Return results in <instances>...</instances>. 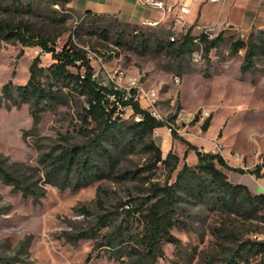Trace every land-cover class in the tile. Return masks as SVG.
<instances>
[{
  "label": "rangeland",
  "instance_id": "rangeland-1",
  "mask_svg": "<svg viewBox=\"0 0 264 264\" xmlns=\"http://www.w3.org/2000/svg\"><path fill=\"white\" fill-rule=\"evenodd\" d=\"M27 3L22 0V6L11 5L9 1L0 4V19L27 22L38 38L54 41L56 50L67 41L87 48L96 53L90 61L94 69L106 65L121 67L127 75L144 74L141 85L144 89L158 91L160 117L176 132L173 136L168 126L158 127L152 138L160 147L162 157L168 151L179 157L177 170L184 161L189 165L197 164L196 149L219 153L230 167L237 168L218 165L231 182L242 183L253 193H264V177L251 173L257 164H262L261 173H264V52L256 57V71L243 75L240 66L245 51L233 53L231 45L235 40H246L249 32L256 28L247 33L229 28L211 31L213 37L223 33L218 46L208 54L203 49L197 62L191 56L180 61L186 68L178 75V63L164 51L141 52L134 50L135 43L133 46L123 43L120 28H116L119 19L115 16H86L79 0L74 5L76 10L69 5L55 7L49 0H33L29 10ZM185 22L189 23L188 17ZM109 24L111 29L105 38L100 31ZM187 24L183 30L190 26ZM137 25L164 39L179 29V24L172 19L158 27ZM193 32L199 30L193 28ZM36 55H40L42 65L52 62L51 54L41 52L40 46L0 39V168L43 194L40 201L34 203L31 196L24 197L13 191L0 178V256L14 254L18 243L31 235L26 262L11 264H128L130 238L120 251L119 246L95 247L93 239L72 244L61 237V233L87 228L96 215L115 209L120 202L130 201V210H133L135 202L147 199L150 194L149 182L163 183L167 179V169L161 164L152 166L150 154L143 150L141 143L124 147L126 140H116L115 133L107 138L105 145L115 154V175L127 173L126 178L108 176L73 189L74 173L69 172L70 187L55 184L60 181L53 184L47 175V159L70 144L83 142L86 124L81 117L86 101L83 96L63 89V101L39 111L38 122L33 123L29 103H14L4 95L2 86L9 81L24 84L29 76L28 66ZM176 75L181 77L179 85L173 84ZM208 117L210 125L203 131L201 124ZM122 119L132 122L129 112ZM188 144L196 148L188 149ZM175 173L170 181L174 180ZM119 211L118 221L124 214L121 207ZM177 218L180 223L171 233L177 237L178 246L163 243L158 264H203L216 251L211 230L222 221H233L247 236L264 240V222L228 216L207 203L182 202ZM130 222V232L137 233L139 222L133 217ZM109 229L103 228L100 235Z\"/></svg>",
  "mask_w": 264,
  "mask_h": 264
},
{
  "label": "trees",
  "instance_id": "trees-1",
  "mask_svg": "<svg viewBox=\"0 0 264 264\" xmlns=\"http://www.w3.org/2000/svg\"><path fill=\"white\" fill-rule=\"evenodd\" d=\"M8 1L11 5L22 6V0H0V4ZM27 1V8L30 10L33 0ZM49 1L52 4L66 6L71 0ZM85 14L93 18L112 16L92 13L89 10L85 11ZM116 24V28H120L119 37H122V42L129 46L135 43L134 50L144 52L151 49L156 53L164 51L168 57L175 59L178 63V75L186 68L179 62L185 61L193 50V25L179 38L170 40L152 31H145L137 24L121 20ZM110 29V24L104 25L100 34L108 38ZM222 35L223 33L220 32L211 39L204 34L201 35L205 54L218 46ZM0 39L20 41L24 46H40L43 52L51 54L52 62L47 66L41 64L40 55L32 59L28 66L29 76L24 84L9 81L2 86L4 95L14 103H29L33 123L38 122L39 111L63 101V89L83 96L88 105L84 108L81 117L86 124L83 142L70 144L57 155L47 159L49 166L47 175L53 184L60 181L55 184H59L61 188L70 187V180L67 179L69 172L74 173L73 189L84 187L108 176L118 179L126 178L127 173L115 175L117 174L115 154L105 145L107 138L115 133L116 140L120 142L126 140L124 147L141 143L143 150L150 154V164L155 167L161 164L168 172V177L163 183L149 182L150 194L147 199L135 202L133 210H130V201L120 202L115 209L96 215L87 228L63 231L61 237L65 240L76 244L82 239H93L95 247L119 246L118 249L121 251L124 248L122 244L130 238L132 245L128 264H158V258L162 256L163 243L178 246V239L171 233V229L180 223L177 211L182 202L195 200L207 203L228 216L236 215L245 220L258 219L264 222V193H253L246 185L231 182L220 167L237 168L230 167L221 154L204 153L196 149L197 164L189 165L184 161L177 170L179 157L170 151L162 157L160 147L152 138L154 130L164 126L170 128L173 136L176 135L171 124L151 117L140 110L138 104H134V110L143 113L141 121L127 123L120 119L116 115L115 106L106 97L110 89L99 85L91 78L92 66L83 48L67 41L60 50H56L54 41L38 38L32 33L30 25L24 21L10 22L0 19ZM231 45L233 53L241 49L245 51L240 72L244 75L249 71H256V57L260 52H264V30H252L246 40L238 39ZM210 120L211 118L208 117L202 122L203 131L208 129ZM91 123H93L92 127L88 128ZM191 148L196 147L188 144V149ZM185 157L186 152L183 159ZM261 168L262 164H257L251 173L256 177H264ZM175 171V178L170 181ZM58 177L61 178L58 179ZM0 178L5 184L10 185L13 191L20 192L24 197L31 196L34 203H38L40 196L43 195L23 184L18 177L6 169L0 168ZM120 207L124 214L118 221L121 216ZM83 211L88 213L87 210ZM131 217L135 218L140 225L139 231L134 234L130 232ZM103 228L111 229L100 235ZM241 230L233 221H222L213 227L211 233L216 251L208 256L203 264H252L253 261H256V264H264V240L247 236ZM31 239V235L26 236L18 243L14 254L0 256V264L25 263L29 255Z\"/></svg>",
  "mask_w": 264,
  "mask_h": 264
},
{
  "label": "built area",
  "instance_id": "built-area-1",
  "mask_svg": "<svg viewBox=\"0 0 264 264\" xmlns=\"http://www.w3.org/2000/svg\"><path fill=\"white\" fill-rule=\"evenodd\" d=\"M142 6L153 9L157 11L160 15L159 18H146L140 21V25L144 27H158L162 22L167 19H172L176 24H179L178 32L170 35V40H175L179 36L185 33L187 29L183 30L185 24V17L191 12L192 5L197 0H138ZM212 3L220 2L221 0H208ZM58 3L53 4V6L58 7ZM187 19V18H186ZM188 25V24H187ZM193 28L199 30L198 33H194L192 29L193 37V50L190 56L194 62L199 61L204 49V44L201 41V35L204 34L208 39L213 38L211 31H214L213 27L203 24H194ZM136 32V31H135ZM86 51V57L91 61L92 57L96 53H92L87 48L81 47ZM41 52L42 49H41ZM95 52V51H94ZM91 64V63H90ZM92 66V65H91ZM144 74L138 72L133 75H127L121 67H108L102 65L98 69L92 67L91 78L95 80L99 85L106 86L110 89L107 94V98L116 108V115L122 119V117L130 113L132 121L139 122L143 119V113L135 112L134 104H138L140 110L145 111L151 117L161 120L160 114L158 112V91L155 89H144L141 85V78ZM181 83V77L176 75L173 78V84L179 85ZM85 107H88L87 103ZM127 116V115H126ZM123 120V119H122ZM170 131V128H168Z\"/></svg>",
  "mask_w": 264,
  "mask_h": 264
},
{
  "label": "crops",
  "instance_id": "crops-1",
  "mask_svg": "<svg viewBox=\"0 0 264 264\" xmlns=\"http://www.w3.org/2000/svg\"><path fill=\"white\" fill-rule=\"evenodd\" d=\"M78 0L67 5L75 9ZM82 11L107 14L119 20L139 24L146 18H159L157 11L142 6L138 0H79ZM76 10V9H75ZM189 25L203 24L222 31L226 28L247 33L253 28L264 30V0H221L217 3L197 0L188 15Z\"/></svg>",
  "mask_w": 264,
  "mask_h": 264
}]
</instances>
